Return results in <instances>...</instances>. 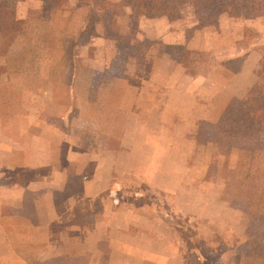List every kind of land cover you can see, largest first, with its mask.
<instances>
[{"label": "rangeland", "instance_id": "obj_1", "mask_svg": "<svg viewBox=\"0 0 264 264\" xmlns=\"http://www.w3.org/2000/svg\"><path fill=\"white\" fill-rule=\"evenodd\" d=\"M122 3L103 2L99 7L106 13L101 14L118 15ZM181 8L198 22L187 32L191 45L168 46L161 65L158 59L138 69L136 53L129 58L125 52L92 93L95 66L85 60L74 75L70 49L59 47L57 34L44 36V50L29 49L27 36L19 37L3 69L17 79L4 87L0 83V186L11 183L13 172L41 169L44 191L35 192L39 206L32 210L40 222L71 209L78 193L59 197L71 185L83 186L81 193L96 200L93 206L85 200L67 225L42 223L43 229L33 232L16 212L0 209L4 264H24L11 252L22 250L27 237L34 239L24 249L29 260L47 258L52 241L54 252L72 256L71 264H90L88 248L95 246L97 231L117 250L145 245L149 254L159 249L168 264H264V248L245 243L251 220L234 198L237 181L250 170L239 168L237 150L206 142L199 129L216 123L233 98L244 97H231L244 83L264 78V15L247 22L244 12H224L214 24L202 20L206 10L197 0H184ZM219 24L225 29L220 31ZM12 57L17 63H10ZM238 73L240 79L234 80ZM41 74L48 79L30 77ZM30 88L48 89L50 95L33 97L46 111L26 134V115L12 108L27 99L14 90ZM61 180L64 189L58 191ZM229 180L232 189L226 191ZM258 181L264 188V177ZM9 235L12 240H4ZM104 240L95 251L100 263Z\"/></svg>", "mask_w": 264, "mask_h": 264}, {"label": "crops", "instance_id": "obj_2", "mask_svg": "<svg viewBox=\"0 0 264 264\" xmlns=\"http://www.w3.org/2000/svg\"><path fill=\"white\" fill-rule=\"evenodd\" d=\"M94 0H0V83L4 87V82L13 81L17 76L4 67L7 65L8 56H11L9 52L16 46L20 36L24 33L29 40V49L44 50L47 49L48 43L44 42V36L51 32L58 35V40H61L59 47L62 50L66 48L70 49L69 60H72L74 75L75 67L80 65L85 60L90 61L95 69L92 70V77L90 79L89 92L92 93L102 85V82L107 79L108 72L111 66H119L122 63V56L125 54L129 58H132V53H136L137 56V69L144 65L155 64L159 59L161 65V57L164 54V50L168 46L175 45H189L190 39L187 37V32L197 26V20L192 18H186L181 8V17L178 20H170L166 16L157 18L139 17L137 20L133 19L132 10L127 5V1L122 0L124 3L119 4L120 13L118 15L101 14L106 13L103 8H100V4L107 0H101L100 4H94ZM105 11V12H104ZM255 18V17H254ZM253 18V19H254ZM245 20L251 21L252 19L245 18ZM222 21V20H221ZM247 25H249L247 23ZM220 31L223 26L220 25ZM225 27V25H224ZM6 28H18V30H9ZM240 32V31H239ZM237 32V34L239 33ZM45 33V34H44ZM44 34V35H43ZM85 38L80 40L79 36ZM120 39L117 41V39ZM39 38V41H36ZM7 39L9 41L7 42ZM239 39H242L240 37ZM26 42L25 44H28ZM191 45V44H190ZM163 50V51H162ZM157 51V52H155ZM63 55V54H62ZM120 55V57H119ZM63 58V57H62ZM43 59V58H41ZM33 60H36L33 58ZM10 63H17V60L12 57ZM38 63V58L36 60ZM43 64L44 61L42 60ZM124 63H128L125 59ZM28 64V61L26 62ZM250 70V69H249ZM106 76V77H105ZM234 80L240 79V73L234 75ZM30 77H38L40 80L48 79L44 74L40 76L31 75ZM169 78V77H168ZM155 81V78H153ZM18 81H21L18 79ZM156 83V81H155ZM159 83V80L158 82ZM253 87L252 82L248 85L246 83L241 87V92L232 93V96H245ZM14 94L21 97L24 96V101L17 104V107H13V112L18 114H25V133L28 134L34 129L37 124V120L40 115L46 111L43 106H38L33 101L34 96H48L50 91L48 89H41L35 91L34 89L14 90ZM29 98V99H28ZM34 114L36 116H34ZM41 169H24L23 172L12 173L14 178L11 183L0 186L2 195H0V209L6 208L11 212H16L24 221L25 225L29 226L31 232L37 231L40 228V224H59L67 225L73 214L81 209L82 203L88 200L90 206L94 205L96 198L87 199L81 192L84 190L83 186H74L67 189L68 192L62 191L63 194L59 197H64L67 193H78V195L71 201V209L69 211L62 212L60 216L53 219V221L40 222L38 216L32 213V210L37 212V200L34 199L35 192H43L44 186H40L42 172ZM65 176L62 180H66ZM58 184L56 190L64 189V183ZM45 192H48L47 190ZM5 203V204H4ZM4 204V205H3ZM39 206V205H38ZM13 213V214H14ZM12 215V214H10ZM0 216V220H1ZM5 219V218H4ZM114 223L115 219L109 220ZM9 223H11L9 221ZM42 224V225H43ZM124 224H127L126 222ZM35 228L36 230H33ZM43 229V227H41ZM40 228V230H41ZM107 229V228H106ZM39 231V230H38ZM96 232V231H95ZM95 246H90L88 252L91 255L90 264H168L166 259L161 258V252L159 249H155L153 253L145 252L146 246L143 245L142 249L139 248H117L113 247L112 243L108 242L103 237H100L97 233ZM42 236V235H41ZM4 240L12 236H3ZM107 241V245L104 251L98 254H102V259L105 260L100 263L95 251L101 241ZM34 239L27 237L25 241L22 240V250H16L15 254L11 252L12 257H16L19 263L35 264L34 260L28 259L27 250ZM42 241L41 254H45L46 243ZM51 243V244H50ZM52 241L48 242L47 258L39 259L40 262H48L51 258H57L61 256H71L68 253L56 251L52 249ZM62 246L61 241L58 239L57 247L60 249ZM55 247V246H54ZM56 248V247H55ZM109 248V249H106ZM122 250V251H121ZM121 253V254H120ZM40 254V253H39ZM40 254V256H42ZM114 255H119V258H115ZM72 257V256H71ZM124 262H123V259ZM75 259H77L75 257ZM36 260V259H35ZM38 261V260H36ZM0 264H4L0 259Z\"/></svg>", "mask_w": 264, "mask_h": 264}, {"label": "trees", "instance_id": "obj_3", "mask_svg": "<svg viewBox=\"0 0 264 264\" xmlns=\"http://www.w3.org/2000/svg\"><path fill=\"white\" fill-rule=\"evenodd\" d=\"M94 1L101 2V0ZM126 1L132 10L134 20L139 17L166 16L174 21L181 17L180 6L184 0ZM197 1L206 10V15L202 20H208L214 24L216 16L224 12L241 11L247 18L264 15V0ZM199 129L206 142L223 145L227 151L237 150L239 168L250 170L241 181H237L234 198L251 220L246 229L245 235L248 240L245 243L264 248V188L259 186L258 181L260 176L264 177V78L258 79L243 98H233L216 123H205ZM226 187V191L232 189L230 180ZM33 263L71 264V259L69 256H61L50 259L47 263L36 260Z\"/></svg>", "mask_w": 264, "mask_h": 264}]
</instances>
